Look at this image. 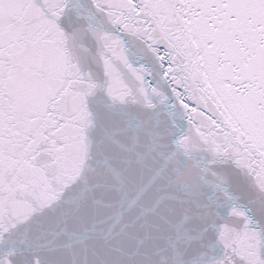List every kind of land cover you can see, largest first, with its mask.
<instances>
[{
  "label": "snow or ice",
  "instance_id": "6c2138e0",
  "mask_svg": "<svg viewBox=\"0 0 264 264\" xmlns=\"http://www.w3.org/2000/svg\"><path fill=\"white\" fill-rule=\"evenodd\" d=\"M0 264H264V0H0Z\"/></svg>",
  "mask_w": 264,
  "mask_h": 264
}]
</instances>
